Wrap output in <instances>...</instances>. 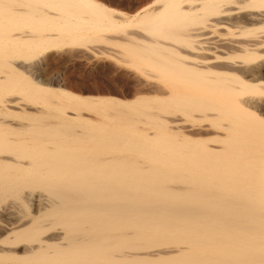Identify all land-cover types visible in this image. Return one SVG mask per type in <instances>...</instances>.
<instances>
[{
    "label": "bare ground",
    "instance_id": "bare-ground-1",
    "mask_svg": "<svg viewBox=\"0 0 264 264\" xmlns=\"http://www.w3.org/2000/svg\"><path fill=\"white\" fill-rule=\"evenodd\" d=\"M103 3L0 0V264H264V0Z\"/></svg>",
    "mask_w": 264,
    "mask_h": 264
},
{
    "label": "rangeland",
    "instance_id": "rangeland-1",
    "mask_svg": "<svg viewBox=\"0 0 264 264\" xmlns=\"http://www.w3.org/2000/svg\"><path fill=\"white\" fill-rule=\"evenodd\" d=\"M101 3L105 4L106 6L111 7L112 9L116 10V11H120V12H128V8L129 6H131V4L134 2V0H99ZM130 3V4H129ZM58 63V62H57ZM53 63L52 66H50V70L49 72H59L60 74H62L61 72L65 73H69L71 77L75 78L77 77V74L80 73H85L86 76L88 77H92V76H99L101 78V81L105 84V86H108L110 83L107 80V70L100 66H94L93 68L90 67H85L83 68L79 63H77L75 61V63H73L72 65L70 64H63L62 63ZM74 66V67H73ZM96 71V73H95ZM48 72V71H47ZM90 72V73H89ZM88 73V74H87ZM105 73V74H104ZM49 74V73H48ZM103 76V77H102ZM122 76H116V80L115 83L117 81V85L114 84L115 89L117 90L116 93H110L112 95H114L116 98L118 99H129L131 98V94L133 93V91H131L130 94V90H133L131 87V82L132 80H130V78H121ZM103 79V80H102ZM119 79V80H118ZM125 79V80H124ZM123 80V81H122ZM129 80V81H128ZM124 82V83H123ZM53 84V83H52ZM125 84V85H124ZM122 85V86H121ZM130 85V86H129ZM112 86V85H111ZM121 86V87H120ZM130 87V88H129ZM97 98V97H96ZM100 98V97H99Z\"/></svg>",
    "mask_w": 264,
    "mask_h": 264
}]
</instances>
